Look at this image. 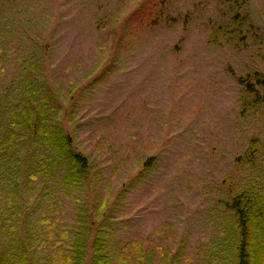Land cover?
Instances as JSON below:
<instances>
[{"label": "rangeland", "instance_id": "374dc122", "mask_svg": "<svg viewBox=\"0 0 264 264\" xmlns=\"http://www.w3.org/2000/svg\"><path fill=\"white\" fill-rule=\"evenodd\" d=\"M263 77L264 0H0V142L15 133L19 177L0 226L17 219L26 241L45 212L52 245L86 227L83 264L97 230L153 249L145 264H236L226 204L242 192L264 218ZM42 96L87 158L77 181L65 159L28 176Z\"/></svg>", "mask_w": 264, "mask_h": 264}, {"label": "trees", "instance_id": "16d2710c", "mask_svg": "<svg viewBox=\"0 0 264 264\" xmlns=\"http://www.w3.org/2000/svg\"><path fill=\"white\" fill-rule=\"evenodd\" d=\"M239 83L247 92L255 93L256 89L251 82H244L242 78H239ZM258 83L264 85V77L262 80H258ZM48 105L51 108L49 118L46 111ZM37 107L36 110L28 112V117L24 120L25 125L31 129L36 152H38V155L35 156L36 163L30 164L28 167V176L38 166L47 171L49 166L55 164L54 167H56L60 159H65L69 164L68 169L72 173V178L77 181L76 175L88 166L87 158L71 147L70 136L61 129V124L56 119L57 108L53 100L49 101L42 96L37 102ZM15 138V133L9 131L6 138L0 142V161L5 165L0 171V197L2 192L5 193L4 201L0 202V222L3 219H9L12 214H16L18 211L17 194H12L11 191L7 192L8 186L14 185L18 189L16 181L19 177L11 176L16 161L13 159V162H9L7 157L13 149ZM42 148L49 153L47 158L41 152ZM66 177L69 178L70 174H67ZM249 204L248 195L242 192L235 196L232 202L226 204L237 215L235 228H237L239 238L233 242L236 264H264V218L255 219L249 216L250 213L247 212L251 206ZM33 222L37 228L34 240L31 238L32 232H29L30 228L33 230ZM258 222L262 223L256 226L255 223ZM19 223L16 219L13 223L7 221L3 227L0 226L1 230L6 231L5 237L0 238V264L84 263L88 228H75L72 239L66 245L59 244L60 242H52V245L46 229L53 226L54 223L45 212H39L28 223L29 230L26 241L20 238ZM252 223L255 225L254 227H252ZM90 247L92 250L91 264H145L155 257L153 249H145L143 245L133 241L109 249L106 244L101 243L98 230L95 231V237Z\"/></svg>", "mask_w": 264, "mask_h": 264}]
</instances>
